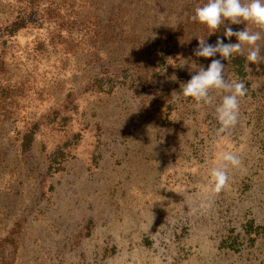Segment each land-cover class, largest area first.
Listing matches in <instances>:
<instances>
[{
	"label": "rangeland",
	"instance_id": "374dc122",
	"mask_svg": "<svg viewBox=\"0 0 264 264\" xmlns=\"http://www.w3.org/2000/svg\"><path fill=\"white\" fill-rule=\"evenodd\" d=\"M204 2L0 0V264H264V63L194 55L249 27L208 35ZM213 59L247 87L224 133L178 95Z\"/></svg>",
	"mask_w": 264,
	"mask_h": 264
},
{
	"label": "clouds",
	"instance_id": "9594fccd",
	"mask_svg": "<svg viewBox=\"0 0 264 264\" xmlns=\"http://www.w3.org/2000/svg\"><path fill=\"white\" fill-rule=\"evenodd\" d=\"M191 19L205 25L213 34L225 21L230 24L245 23L242 31H233L231 27L224 30V38L235 37L237 43H224L217 39L215 44H208L205 39L199 40L194 50L197 57L211 58L219 54L224 60L241 53L242 45L248 47L247 62L253 65L264 63L261 48L257 44L262 39L264 30V0H205L194 9ZM253 28L258 30H253ZM225 65L221 59H213L205 67H199L195 75L187 83L182 84L178 95L192 98L197 106H211L214 104L215 93L220 97L215 104V117L220 125L218 132L224 133L234 127L240 116V99L247 95V87L243 81L229 82L224 76ZM240 158L232 151H223L218 154L217 163L210 169V183L213 192L221 191L229 181L228 168H239Z\"/></svg>",
	"mask_w": 264,
	"mask_h": 264
},
{
	"label": "trees",
	"instance_id": "16d2710c",
	"mask_svg": "<svg viewBox=\"0 0 264 264\" xmlns=\"http://www.w3.org/2000/svg\"><path fill=\"white\" fill-rule=\"evenodd\" d=\"M28 20L26 19H18L16 20L10 27L9 29H7L6 31V35L11 36L12 34H14L16 31H18L21 28H25L28 27ZM32 140V136L31 133H25L22 137V142H21V148L22 150H26L28 148V146L30 145ZM264 229V227H262Z\"/></svg>",
	"mask_w": 264,
	"mask_h": 264
}]
</instances>
